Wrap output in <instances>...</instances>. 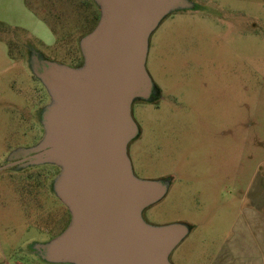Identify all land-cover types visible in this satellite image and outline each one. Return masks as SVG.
<instances>
[{"label":"rangeland","instance_id":"1","mask_svg":"<svg viewBox=\"0 0 264 264\" xmlns=\"http://www.w3.org/2000/svg\"><path fill=\"white\" fill-rule=\"evenodd\" d=\"M184 2L150 36L146 68L158 90L132 104L133 175L166 189L142 218L188 229L171 264H264V0ZM27 3L47 26L22 0H0V39L11 54H0V264H71L46 257L70 221L54 188L61 168L31 161L24 174L9 160L38 152L46 135L42 116L54 101L36 72L43 63L76 67L99 8ZM50 30L54 46L43 42Z\"/></svg>","mask_w":264,"mask_h":264},{"label":"water","instance_id":"2","mask_svg":"<svg viewBox=\"0 0 264 264\" xmlns=\"http://www.w3.org/2000/svg\"><path fill=\"white\" fill-rule=\"evenodd\" d=\"M95 30L81 42L84 65L45 63L36 72L54 104L42 116L46 135L29 159L61 168L54 188L72 221L46 257L71 264H171L185 226L153 227L142 211L162 199L163 184L138 180L128 145L137 137L135 99L150 100L149 39L184 0H94ZM62 166V167H61Z\"/></svg>","mask_w":264,"mask_h":264},{"label":"crops","instance_id":"3","mask_svg":"<svg viewBox=\"0 0 264 264\" xmlns=\"http://www.w3.org/2000/svg\"><path fill=\"white\" fill-rule=\"evenodd\" d=\"M22 5L24 6V9H25V11L28 13V15L30 16V18L34 21V22H36V23H42V24H44V25H46L47 26V24H45V21L43 20V19H41L38 15H36L28 6H27V3H26V0H22ZM26 5V6H25ZM0 25H3V24H0ZM48 29H49V26H48ZM50 33L49 34H47V39H46V41H43L44 43H45V45H47V46H54L56 43H57V40H56V37H55V35L53 34V32L50 30L49 31ZM150 44H151V39H150ZM2 40L0 39V54L1 55H3V56H5V57H7V58H9V59H11V54L9 53V49H8V52H7V50L6 51H4L3 50V48H2ZM149 44V48H150V45ZM6 264H8V263H6ZM17 264H20V263H18L17 262Z\"/></svg>","mask_w":264,"mask_h":264},{"label":"flooded vegetation","instance_id":"4","mask_svg":"<svg viewBox=\"0 0 264 264\" xmlns=\"http://www.w3.org/2000/svg\"><path fill=\"white\" fill-rule=\"evenodd\" d=\"M42 62V61H41ZM43 63V62H42ZM41 64V63H40ZM45 65L44 63L41 65L43 66ZM43 124V122H42ZM43 135H44V130H43ZM42 135V136H43ZM42 137L40 138V140L34 144L33 146H30L28 148H32L34 146H36L40 141H41ZM37 152H33L30 155H20V157L16 158V159H10L9 160V166L15 168L16 170H19V172L21 173H29V168L27 166H25L24 164L31 162V160L29 159L31 156L35 155ZM36 165H40V164H36ZM22 166V167H21ZM55 167V166H54ZM30 175V174H29ZM57 176V175H56Z\"/></svg>","mask_w":264,"mask_h":264},{"label":"trees","instance_id":"5","mask_svg":"<svg viewBox=\"0 0 264 264\" xmlns=\"http://www.w3.org/2000/svg\"><path fill=\"white\" fill-rule=\"evenodd\" d=\"M26 3H27V0H26ZM95 3L97 4V2L95 1ZM98 5V4H97ZM27 6L30 8V6L28 5V3H27ZM98 17H96L97 19H96V21H97V24H96V27H97V25H98V23H99V21H100V19H101V8H100V6L98 5ZM31 9V8H30ZM35 14H36V12L33 10V9H31ZM37 15V14H36ZM96 27H94V29L90 32V33H92L94 30H95V28ZM89 33V34H90ZM85 38V37H84ZM76 59V67H74V68H81L83 65H84V56H83V52H82V49H81V47H80V54L79 55H77V58H75ZM158 89H157V86L155 85V84H153V94H152V98H153V96L155 95V92L157 91ZM137 138V137H136ZM133 142V141H132ZM59 172H60V169H59ZM66 207V206H65ZM67 208V207H66ZM67 210L69 211V209L67 208ZM69 213H70V211H69ZM71 221H72V216H71V213H70V221H69V225L71 224ZM69 225H68V227H69ZM67 227V228H68Z\"/></svg>","mask_w":264,"mask_h":264},{"label":"bare ground","instance_id":"6","mask_svg":"<svg viewBox=\"0 0 264 264\" xmlns=\"http://www.w3.org/2000/svg\"><path fill=\"white\" fill-rule=\"evenodd\" d=\"M62 167V166H61Z\"/></svg>","mask_w":264,"mask_h":264}]
</instances>
